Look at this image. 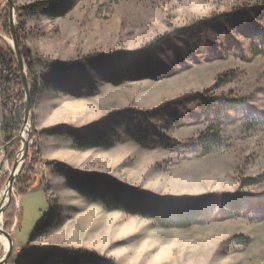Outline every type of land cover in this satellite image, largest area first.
Returning a JSON list of instances; mask_svg holds the SVG:
<instances>
[{
    "label": "rangeland",
    "instance_id": "1",
    "mask_svg": "<svg viewBox=\"0 0 264 264\" xmlns=\"http://www.w3.org/2000/svg\"><path fill=\"white\" fill-rule=\"evenodd\" d=\"M46 1L12 0L15 27L42 64L35 67L30 122L40 164L30 172L26 160L31 180L17 184L20 173L7 207L18 217L8 232L15 246L7 264L45 240V248L87 250L115 264H264V0H75L62 17L28 12ZM236 10L241 13L233 18ZM1 11L9 14L6 0ZM224 15L226 21L210 24ZM167 35L154 52L134 60ZM0 37L1 48L13 52L9 22L7 31L0 24ZM114 54L124 60L87 59ZM127 109L153 111L150 123L113 116ZM217 129L221 146L203 154L198 141ZM138 130L148 139L136 142ZM90 137L112 145L76 147ZM18 145L0 158V193L21 154ZM55 162L143 192L211 199L199 225L164 229L82 197ZM54 212L60 216L49 232L31 242Z\"/></svg>",
    "mask_w": 264,
    "mask_h": 264
},
{
    "label": "trees",
    "instance_id": "2",
    "mask_svg": "<svg viewBox=\"0 0 264 264\" xmlns=\"http://www.w3.org/2000/svg\"><path fill=\"white\" fill-rule=\"evenodd\" d=\"M75 6V0H50L46 2L36 3L28 8V12L31 14H42L51 18H58L69 13ZM3 11L0 12V24L3 22V30H8L9 14L4 16ZM18 13V10H17ZM241 10L234 11L232 17L235 14H240ZM19 18V16H18ZM227 16L216 17L210 19V24L217 25L226 21ZM19 46L21 54L23 56L25 66L27 69V77L29 84L31 85V96L34 101L36 94L38 93L37 88V76L35 67L42 64L40 57L34 56L29 49L23 43L21 37V27L16 28ZM172 37L171 35L163 36L159 40H156L149 44L147 52L144 54L134 55V60L140 61L144 55H149L154 52L160 45H162L167 38ZM174 37V36H173ZM1 42V37H0ZM96 59L94 61H110L112 63H119L124 60L117 54L94 56L87 58ZM65 68V66L63 67ZM224 79V76H220L217 84ZM197 100L202 106L207 105V100L202 95H196ZM0 98H1V109H2V122L0 130L5 137L7 143L11 145V148L18 149L19 134L21 127L24 122V94L21 82V71L18 66L17 60L14 53L9 50H5L0 46ZM15 101L17 103H15ZM203 106V107H204ZM153 111H135V110H124L113 113L115 117L123 116L124 119H132V122H141L148 125ZM130 123V122H129ZM138 130L133 132L136 142L141 143L143 137ZM33 145L29 149V156L27 157L28 166L27 171H34V167L40 164L39 160V146L34 141L35 132L33 130ZM200 150L203 154H209L213 148L221 146L220 131L213 132L210 135V140L201 137L198 141ZM75 145L79 149H90L98 148L100 146L110 147L112 144L104 141L101 137H90L86 139H79L75 142ZM55 170L63 176L67 182V185L72 190L79 193L82 197L102 205L108 211H122L130 215H137L145 217L155 221V223L164 229H189L195 225L202 223L205 214V203L211 199L210 196H202L198 198H186V197H171V196H160L151 192H143L136 188L125 185L111 176L104 174H82L74 172L70 167L54 163ZM24 168V169H26ZM22 170V178H18L17 184L27 185L30 182L31 175L25 174V170ZM33 173V174H34ZM20 176V177H21ZM260 181L264 182V174ZM253 182V181H252ZM243 186H247L250 182L246 180L241 181ZM19 193H26V189ZM10 206V205H9ZM12 206L6 209L4 219L6 221L5 231L10 232V228L13 222V213L11 210ZM11 211V213H8ZM60 213L54 212L52 222H44L36 231L32 237L34 241L38 237H42L49 232L55 219L59 218ZM12 218V219H11ZM239 244H243L244 241L236 237ZM15 264H115L113 261L99 256L94 252L87 250H76L72 248H40L30 251H24L18 258Z\"/></svg>",
    "mask_w": 264,
    "mask_h": 264
},
{
    "label": "water",
    "instance_id": "3",
    "mask_svg": "<svg viewBox=\"0 0 264 264\" xmlns=\"http://www.w3.org/2000/svg\"><path fill=\"white\" fill-rule=\"evenodd\" d=\"M9 4V26H10V34H11V42H12V50L17 60L18 66L21 71V82L24 93V122L21 127V131L19 134V142L22 143V151L21 158L16 160L14 163L13 169L10 173V177L8 180V184L6 186L5 192L7 197L3 198L0 202V217L2 218L5 210L9 206L12 200L14 186L16 184L17 178L20 176L22 172L25 162L27 160V155L31 145L33 144V134L31 130V113H32V96H31V87L29 84V80L27 77V69L25 66V62L23 56L21 54L19 43L16 35V27H15V18H14V4L12 0H6ZM5 237L8 240L9 247L6 250L4 257L0 260V264H7L10 258L13 255L14 250V242L11 237V234L6 232L4 229H0V237Z\"/></svg>",
    "mask_w": 264,
    "mask_h": 264
},
{
    "label": "built area",
    "instance_id": "4",
    "mask_svg": "<svg viewBox=\"0 0 264 264\" xmlns=\"http://www.w3.org/2000/svg\"><path fill=\"white\" fill-rule=\"evenodd\" d=\"M1 125V124H0ZM10 144L9 143H7L6 142V140L4 139V141H3V144H2V146H0V151H1V156H0V158L1 157H3V158H5L6 156H7V151H8V149L10 148ZM4 153H5V156H4ZM18 157H19V159L21 158V154L20 155H18ZM18 214V213H17ZM15 220H13V222H12V225L14 226V227H17V225H18V217H16V218H14ZM3 227L1 228V229H4L5 230V224H6V222H5V220H4V216H3ZM5 253H6V250L4 249V247L2 246V244L0 245V256L1 255H3L1 258H0V260L4 257V255H5Z\"/></svg>",
    "mask_w": 264,
    "mask_h": 264
},
{
    "label": "bare ground",
    "instance_id": "5",
    "mask_svg": "<svg viewBox=\"0 0 264 264\" xmlns=\"http://www.w3.org/2000/svg\"><path fill=\"white\" fill-rule=\"evenodd\" d=\"M9 43H10V45L12 44V42L10 40H9ZM6 197H7L6 192L5 193H0V202H1V200L3 198H6ZM2 218L0 217V229L2 228ZM0 239H1V242H2V246L4 247L5 250H7L8 247H9L8 240L5 237H3V236L0 237Z\"/></svg>",
    "mask_w": 264,
    "mask_h": 264
},
{
    "label": "crops",
    "instance_id": "6",
    "mask_svg": "<svg viewBox=\"0 0 264 264\" xmlns=\"http://www.w3.org/2000/svg\"><path fill=\"white\" fill-rule=\"evenodd\" d=\"M0 113H1V115H0V123L2 122V109H1V105H0ZM0 133H1V136H2V142L4 141V139H5V137L3 136V134H2V132H1V130H0ZM3 144V143H2ZM2 146V145H1ZM51 233V232H50ZM49 235V234H48ZM49 241H46L45 240V244H43L44 246L43 247H40V248H45V246L46 247H48L47 245V243H48ZM14 246H15V243H14ZM17 249H19V250H21V251H24V250H26V249H28L29 248V245L26 247V248H21V247H19V246H17L16 247ZM39 248V247H38Z\"/></svg>",
    "mask_w": 264,
    "mask_h": 264
}]
</instances>
